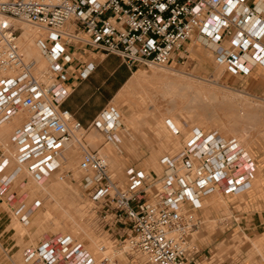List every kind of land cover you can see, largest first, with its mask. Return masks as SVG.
<instances>
[{
    "label": "built area",
    "instance_id": "2783aa9c",
    "mask_svg": "<svg viewBox=\"0 0 264 264\" xmlns=\"http://www.w3.org/2000/svg\"><path fill=\"white\" fill-rule=\"evenodd\" d=\"M10 20L44 31L37 44L48 59L49 83L38 80L33 65L20 56ZM262 26L264 9L247 7L244 0H0V125L26 116L10 135V143L29 174L49 177L62 169L67 144L83 129L60 108L64 91L56 94L67 81L70 67L64 64L73 59L67 47H88L117 56L129 67L148 69L184 62L188 46L197 40L213 49L216 66L233 76L247 75L252 68H264ZM93 69V64L85 66L80 78H88ZM102 129L111 142L120 143L109 134L113 128ZM190 133L177 154L161 159L160 176L127 167L124 188L112 181L103 157L82 151L78 166L85 173L86 196L98 215V226L107 234L117 232L119 239L127 237L129 250L143 254L151 264H198L204 251L192 234L201 227L203 200L216 192L231 195L249 189V174H237L242 149L236 140L196 128ZM10 184L4 178L0 192ZM7 202L14 206L16 198L11 195ZM24 208H15L21 220L26 217ZM106 253L100 246L94 258L81 243L56 236L28 249L25 259L42 264H122Z\"/></svg>",
    "mask_w": 264,
    "mask_h": 264
},
{
    "label": "rangeland",
    "instance_id": "374dc122",
    "mask_svg": "<svg viewBox=\"0 0 264 264\" xmlns=\"http://www.w3.org/2000/svg\"><path fill=\"white\" fill-rule=\"evenodd\" d=\"M23 25L25 26L24 23L13 21L12 26L16 30L17 37L23 32ZM29 28L35 29L37 34L41 35L40 37L44 35V31L40 28L31 25ZM202 47L199 45V50H193L188 46L187 59L182 63L166 66V68L179 69L188 75L202 78V84L205 86L203 88H208L204 89L206 93L201 91V94H198V91L194 90L199 85L198 81L193 82L196 87L192 85L193 88H176L175 90L165 87L161 82L142 87L130 86V83H127L105 108L120 115L121 126L117 133L121 139L119 147L110 144L113 142L109 140V135L99 127L84 128L75 134L81 138L80 142L84 149L97 152L105 159L109 166L110 178L119 187H125L124 173L129 166L160 176L163 171L161 159L165 155H173L180 151L191 136L185 138V134L191 132L190 126L201 124L202 126L196 129L216 132L226 141L236 140L242 148L244 147V150L249 152L251 170H245V172L249 174L252 185L258 178V172L262 178V186L259 185L256 188L255 185L251 189L264 191V86H250L240 80L230 78L224 68L214 64L213 52ZM42 60H44V68L39 75L41 78L39 80L49 83L51 79L45 76L48 63L44 58ZM157 69L159 67L140 68L139 71H142L141 74L145 76H150ZM226 93L234 97L233 102L223 101L221 95ZM178 110L184 114L182 120L176 118ZM130 118L134 119L133 129L124 123ZM22 119L24 121L26 116ZM175 120L180 122V126L175 129L176 137L172 126ZM19 124L20 122L13 124L7 134V150L11 154L15 152V149L10 143V135L16 127H19ZM128 134H132L134 139L131 140ZM106 149L109 151L107 152ZM82 151L78 143L72 140L63 155L62 169L53 173L42 184L46 188L53 186L58 190L55 189L53 193L48 189L45 195H41L42 197H35L31 192L28 194L22 214L27 213L26 211L35 204L38 209L32 216L29 214L22 220L21 215L17 216L15 208L18 207L15 205L21 202L20 199L16 200L14 206L5 202L10 192L15 194L25 192L24 185L27 180L16 188L11 183L9 188L0 192V204L3 203L0 206V264H41L27 261L26 251L38 247L43 239L56 236L69 237L81 243L94 258L97 257L99 247L105 246L106 255L111 260H117L122 264H151L143 254L128 249L125 242L127 237L119 239L118 235H115L117 232L107 234L98 226V215L86 196L87 189L83 182L85 173L81 172L78 167ZM4 153L6 150L3 149L0 141V171L4 169L1 167L3 159L8 160L6 167L9 168L15 163L16 154L13 153L10 157L8 152L6 153L8 155ZM69 158L73 162H69ZM22 170L31 180V174H28L26 168ZM2 173L3 171L0 172ZM244 193L232 197L221 191L220 194L226 200L227 207H221L216 211L207 205L217 208L221 205L219 202H210L207 197L205 198L207 201L203 200L201 220L204 222V228L192 234V240L200 251L207 247L198 259L199 264H264V213L255 216L244 215L248 222L257 221L256 224L259 226L253 229L254 234H251L252 228L239 231L237 225L233 224V220H239L234 209H238V203L245 202L243 201ZM214 195L215 200L219 199L215 193ZM66 225L68 228L64 227ZM71 227L76 230L73 229L74 233L71 232ZM77 232L79 235H84L83 240H79ZM122 234L123 232L120 233ZM206 256L212 258L208 260Z\"/></svg>",
    "mask_w": 264,
    "mask_h": 264
},
{
    "label": "crops",
    "instance_id": "0c3cea01",
    "mask_svg": "<svg viewBox=\"0 0 264 264\" xmlns=\"http://www.w3.org/2000/svg\"><path fill=\"white\" fill-rule=\"evenodd\" d=\"M244 4L247 7H253L257 5L260 9H264V0H262L261 2H259V0H244ZM262 27L264 28V26ZM199 45V43H193L190 46V49L192 48L193 50H199ZM207 49L213 52V49H211L210 47H208ZM67 53L70 55L72 53L73 59L71 64H64V66H69L70 68L67 72V81L60 83V89H58L59 94L60 91H64L65 93V96L63 97L60 104V108L71 113L74 119L82 125L83 129H89L92 126H95L94 123H96L99 115L106 110L105 108L109 105V103L113 100V98L121 90V88L127 83L129 84L133 77L141 74L142 71H139L140 69H135L133 67L127 66L117 56H106L101 53H96L90 48L84 46L80 48H77V46H69L67 47ZM88 64H93L94 69L92 70L88 78L81 79L79 73ZM225 73L230 78H235V80H240L250 86H264V68L261 66L252 68L247 75L239 74L233 76L226 70ZM110 144L114 145L115 147H119L118 145H115L113 143ZM247 154L249 155L248 152ZM254 182V185H252L250 180L249 189L247 190L248 193L245 194L244 192L247 191H244L239 194L230 195L232 197H236L243 193L245 194V197L243 198V201L245 202L238 203V209H234V211H236L237 215L239 216V220H233V224L237 225L239 231H242L243 229L249 230L250 228H252L251 234L255 233L253 232V229L257 228V226L259 225L256 224L257 221L248 222V219H246V216L244 215L255 216L264 213V191H262V189L258 191L251 189L252 186L255 187L256 185L257 188V186L262 184V178L259 172L258 178L255 179ZM211 195H209L208 197L210 198ZM218 196L222 200L221 205H219L217 208L212 207L211 205H207L214 211L219 210V208L221 207H227L225 203L226 200L223 199V196ZM198 216L201 220V213ZM203 224L204 222H202L201 220L200 229L202 230L204 228ZM205 248L207 249V247ZM206 249H203V251Z\"/></svg>",
    "mask_w": 264,
    "mask_h": 264
},
{
    "label": "bare ground",
    "instance_id": "6f19581e",
    "mask_svg": "<svg viewBox=\"0 0 264 264\" xmlns=\"http://www.w3.org/2000/svg\"><path fill=\"white\" fill-rule=\"evenodd\" d=\"M13 21L21 22V23H24L25 24V26L23 25V27H22V31L23 32H21L20 36L17 38V44L19 46V53H20V56L22 57V59L25 62H29V63H31L33 65L32 73L39 80V79H41V78H39V75L42 73V70L44 68L43 67V61L44 60H42V58H44L46 60V62L48 63V59L45 57V55L39 49L38 44H37V41L39 40V38H40L41 35L39 36V34H37V31L35 29L29 28V24H27L25 22H22V21H17V20H10L9 22L12 24ZM193 43L194 44L199 43L204 48H206V49L208 48V46L203 45L200 41H197L196 40V41H193ZM213 54H215L214 51H213ZM45 64H44V66H45ZM16 74L17 73L14 72V73H11L10 75L13 76V75H16ZM194 81H198L199 85L197 87L195 86L196 84L195 85L193 84ZM154 82H161V83H163V85H165V87H167V88H169L171 90H175L176 88H181V89L191 88V87L193 88L192 85H194L196 87V88H194V90L196 92L198 91L197 92L198 94L199 93L201 94V91L203 92L204 89L206 90V88H207V87L206 88H203L205 86H203V84H202L203 83L202 78H199L197 76L196 77L195 76H191V75H188L187 73H184L183 71H181L179 69H175V68L172 69V68H168V67L167 68L166 67H161V68L159 67V69L154 70L151 73L150 76H145V74H139V75L133 77V79L130 81V86H132V85L134 86L135 85L134 87H138V86L142 87V86H147L148 84H154ZM204 82H205V80H204ZM212 90H210V91H212ZM204 92L206 93V91H204ZM56 94L58 96L60 95L59 92H58V90L56 91ZM215 95H216V92H215ZM221 96H222V99H223L224 102L225 101H228L230 103L233 102L232 100H233L234 97H231L229 94L226 93V94H223ZM177 116L178 117H176V118L178 120H179V118L182 120L183 119L182 117H184V114L181 111L178 110V115ZM133 120H134L133 118H130V119L126 120L124 123L127 126H129L131 129H133L134 126H135V123H134ZM18 122H20V124L18 125V126H20L22 124V122H23L22 117L13 118L11 121H8V122L0 125L1 126L0 127V141L2 143L3 149L6 150V153L8 152V154L10 155V157L13 156V153L16 154V152H13L11 154V152H9L7 150V148H8V146H7V134L10 132L9 129L12 128V125L13 124H16ZM96 123H97L98 127H100V128H104V129H107V130H109L110 128H113L110 131L109 134L111 136H115L116 139H118L121 142V139H120V137L117 134L118 131H119L118 128L121 126V119H120L119 113H117V112H114V113L112 112L111 113V110H105V111H103L99 115V117L96 120ZM172 126H173L174 132H175L174 133V136L176 137L177 136V132L175 131V129L180 126V122L175 120L172 123ZM200 126H202V125L201 124H198V125L195 124L193 126H190V130L192 131L193 128H197V127H200ZM126 130L128 131V129H126ZM168 130H170V129H168ZM76 133H78V132H76ZM75 134L73 135V138L71 139V141L74 140L75 142H77L78 145L83 149V151L87 150V149H84L82 147L83 144H81V142H80L81 138L78 137V136H75ZM131 135L128 134V137L131 140H133L134 137L131 136ZM185 135H186L185 138H188V136H190L191 134L189 133V134H185ZM124 137H126V136H124ZM167 138L169 139V136H167ZM223 139H225V138H223ZM71 141L67 144V146L71 143ZM113 144L118 145L117 143H113ZM237 144L242 149V154L239 157V167L237 169V174H239V173L245 172V170H249V171L251 170V165H250V160L251 159H250V156L247 154L248 151L247 150H244L243 149L244 147L242 148L241 145H240V143L238 141H237ZM106 150H107V152L109 151L108 149H106ZM6 153H4V154L5 155H8ZM177 153H174V154H177ZM15 156H14V159H15L14 166L15 167L14 166H10V168L9 167H6L7 164H8V160H6V159H3L2 162H1V167L4 168V169L1 170V171H3V173L0 174V187L2 186V183H3V179L4 178L11 180V183L13 184L12 186L15 187V188L18 187L22 182H24L26 180H27V182L24 185L25 192H21L20 194H15V193H11L10 192L11 194L10 193L8 195L6 194L7 195L6 196L7 198H6V201H5L6 203H8L7 202L8 197L11 196V195H13L14 197H16V200L17 199H20L21 202H18V204L16 205V207H19L21 204H24L25 205L26 201L28 200V194L30 192L35 197H39V196L43 195L44 193L48 192V189H49V192L50 191L53 192V193L55 192V189H57V188H54L53 186H51V187L49 186V187L46 188L45 185H42L52 174L49 177L38 179V178H36V177H34V176H32V175H30L28 173L31 176V180H32V177H33V180H32L33 182H32L31 180H29L30 179V178H28L29 176L22 170L23 168L24 169L26 168V171H27V164H23L22 162H19ZM8 158H9V156H8ZM68 161L71 162L72 159L69 158ZM68 161H67V163H68ZM13 168H15V169H13ZM12 169L14 171H12ZM225 171L228 172V169H225ZM34 179H35V182H34ZM250 179H249V182H250ZM222 186H223L224 190L227 188L226 187L227 185L225 183H223ZM26 191H27V193H26ZM215 194H216V197H218L219 199H216L215 200L214 199L215 198V195L214 194L211 195L210 198L207 197V199L210 200V202L211 201H217V202H219L221 204L222 203V200L220 199V197L218 195H222V194H220L219 192H216ZM48 195H50V194L48 193ZM231 195H234V194H231ZM51 196H53V195L51 194ZM51 196H49V197H51ZM2 204H0V206ZM202 207H203V202H202ZM37 209H38V207L35 206V204H33V206H31L28 209V211H26L27 212L26 213V216H28L29 214H31V216H32ZM67 226L68 225H66L64 227L66 228ZM69 229H68V231H70ZM73 229H74V227H73ZM73 229L71 227V232L72 233H74L73 232ZM74 231H76V230L74 229ZM78 232L80 233V231H78ZM78 232H77V234H78L77 237L81 241V240H83V238H84L83 236L84 235H82V234L79 235ZM71 235L74 236V234H71ZM128 249H129V247H128Z\"/></svg>",
    "mask_w": 264,
    "mask_h": 264
}]
</instances>
